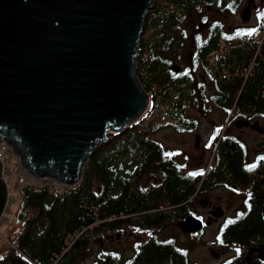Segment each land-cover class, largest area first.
Wrapping results in <instances>:
<instances>
[{
    "label": "trees",
    "instance_id": "16d2710c",
    "mask_svg": "<svg viewBox=\"0 0 264 264\" xmlns=\"http://www.w3.org/2000/svg\"><path fill=\"white\" fill-rule=\"evenodd\" d=\"M241 2L156 0L145 19L136 59V77L149 96L146 109L124 132L109 135L108 142L95 150L84 163L77 185L20 188L11 240L18 250L16 257L30 264H84L99 238L134 229L147 238L136 240L129 256L116 248H102L91 264H196L190 263L189 249L178 245L175 237L168 243L158 233L168 223L194 214L185 200L195 192L203 174L187 182L190 193L180 197V185L189 178L181 174L185 164L166 155L169 152L152 135L163 125L179 132L195 130L197 117L187 115L191 109L204 116L216 109L230 116L229 120L264 119V10L258 12L254 37L242 36L235 28L223 29L225 21L216 16L235 14ZM212 7L215 16L208 15ZM193 14L199 16V24L191 32L186 21ZM177 29L179 36L174 34ZM222 36L227 41L243 37L238 48L223 58L218 54ZM175 56L184 62L178 72L170 68ZM209 142L215 161L206 169L191 171L209 170L202 190L226 183L220 178L221 170L232 174L233 181H245L253 164L246 159L245 144L220 135V128ZM258 170L263 172L264 163ZM158 173L166 184L162 189L159 186L161 190L147 182ZM256 204L247 201L220 224L218 242L239 250L223 264H243L245 253L264 243L261 201ZM202 233L190 234L189 241ZM7 251H1L0 261L6 260ZM246 264L264 262L253 253Z\"/></svg>",
    "mask_w": 264,
    "mask_h": 264
},
{
    "label": "water",
    "instance_id": "95a60500",
    "mask_svg": "<svg viewBox=\"0 0 264 264\" xmlns=\"http://www.w3.org/2000/svg\"><path fill=\"white\" fill-rule=\"evenodd\" d=\"M155 2L0 0V138L32 177L77 184L95 150L146 109L136 59ZM253 3L248 0L241 20L250 19ZM251 126L262 133L257 121ZM1 168L0 162V215L7 199ZM222 214L216 208L209 218ZM177 226L189 234L204 222L190 215ZM254 251L264 262V243Z\"/></svg>",
    "mask_w": 264,
    "mask_h": 264
},
{
    "label": "rangeland",
    "instance_id": "374dc122",
    "mask_svg": "<svg viewBox=\"0 0 264 264\" xmlns=\"http://www.w3.org/2000/svg\"><path fill=\"white\" fill-rule=\"evenodd\" d=\"M245 2V0H244ZM257 7L252 16H250L249 23H253L257 21L259 10H264V0H255ZM208 15L215 16L216 12L214 8L207 9ZM218 14L216 15L222 20H225L229 24H241V19L239 14L235 12V14ZM199 16H195L194 14L189 17L186 21L188 24L186 27L188 30L193 32L195 26H198ZM189 31V32H190ZM175 36H179V29L175 30ZM174 50H176V45H173ZM179 50V49H178ZM172 65H176L179 67H183L184 62L177 56H175V61L172 62ZM171 65V66H172ZM201 72H197L196 75L198 78H201ZM207 84H209L207 82ZM149 102V101H148ZM144 112V111H143ZM188 116H196L198 123L195 126V130L190 132H179L176 131L174 126L172 125H163L157 131H155L152 135V138L161 143L163 147L169 152L174 153L175 159L180 162H184L185 166L193 168V170L206 169L209 165L215 161L214 156V148L210 144L209 139L214 135L217 128H220V135H230L239 138L242 142L245 143L248 160L255 155V153L264 151V131L262 133H257L253 130L246 129H238L235 127L234 122H230V116H225L221 111L214 109L210 114L204 116L198 113L197 110L191 109ZM260 126L264 125V119H257ZM197 138V143L195 140ZM198 145V147H197ZM199 147L202 149L205 148V151H199ZM0 156L3 159H7L10 161V152L8 151V147L6 143L0 138ZM127 162L128 158L125 159ZM158 175H154L156 177ZM146 180V178H145ZM151 180V179H148ZM17 182H20L19 174L10 175L9 187H14ZM78 184V183H77ZM202 198H206V200L211 201V203L218 204L220 209L223 212V216L219 218L217 221L209 223L203 229V233L198 236L197 239L193 238L189 241L190 234H184L181 232L179 227L177 226L178 219L173 224H167L165 227H162L159 231V239L167 240L169 238H176L178 245H183L189 249V261L190 263L196 264H223L224 261L229 258L235 256L236 249L234 246L220 244L217 240V230L222 222L225 221L226 217L233 216L235 211L240 208L241 205V196L238 192L226 190L224 187H219V185L212 186L211 188L203 191ZM13 195L15 200L12 204L9 205V208L5 209L3 215L0 219V254H4L1 251L8 250L7 254L9 256L14 257L15 259H19L14 255L15 250L12 249L13 245L10 244L13 239L14 233V218L15 211L18 203V192L13 191ZM11 199H13L12 195ZM189 208L194 212V215H201L204 220L208 215V211L203 207L202 203L198 202V196L193 198L189 203ZM169 207H164V209H168ZM119 234L118 237H116ZM131 235H135L132 238ZM112 236V237H111ZM131 237V238H130ZM142 238V239H141ZM147 238L146 233L137 232L134 229L121 230V232H117L115 234H107L104 238H99L101 240L99 243L94 242L92 244V248L89 250L88 254L84 258V264H91V262L95 259V254L99 249H111L116 248L120 251L125 257L129 256L131 253V249L133 248L135 241H142ZM10 250H9V249ZM213 251L215 254H218V258L214 259L210 251ZM247 253V252H246ZM245 256L250 255L246 254ZM21 259V258H20ZM23 260V259H21ZM25 264H30L28 261H24ZM0 264H16L5 261H0Z\"/></svg>",
    "mask_w": 264,
    "mask_h": 264
},
{
    "label": "flooded vegetation",
    "instance_id": "af4514ba",
    "mask_svg": "<svg viewBox=\"0 0 264 264\" xmlns=\"http://www.w3.org/2000/svg\"><path fill=\"white\" fill-rule=\"evenodd\" d=\"M247 2H248V0H245V2H244V0H242V2L240 3V5L237 7L236 14L238 13L239 14V17H240L241 11L247 5ZM256 7H257V4H256V2L254 0L253 5L250 6V16L253 15ZM223 15H226V14H223ZM249 21L250 20H248V21L241 20V22H242L241 24H232V25L229 24V23H227L225 21L226 24L223 26V29L231 30V29L235 28L238 31H240L241 35L243 36V35H246V33H249L250 30L255 29V31H256L257 21H255L253 23H249ZM249 35H251L252 37H254L255 36V32L252 33V34H249ZM242 36L239 39H236L234 41H227V39L224 38L223 36L220 37L218 39V54L223 58L225 55L229 54V52H230L231 49L238 48V45H240L242 43V41H243V37ZM249 41H251V39ZM173 72H178V71H173ZM238 120L239 119H235V120H231L230 122H234L235 123V127L238 128V129L253 130L251 124L254 121H256V120L241 119V120L248 121L249 125L248 126L237 127L236 124H237ZM260 127H262V129H263L262 132H263L264 131V125L263 126H260ZM253 131H255V130H253ZM229 136L230 135H228V137ZM230 137H233V138L237 139V141L242 142L239 138H237L235 136H230ZM197 147H198V145H197ZM199 151L204 152L205 151V148L202 149L201 147H199ZM236 152L237 151H235L233 153H236ZM214 156H215V153H214ZM260 157H264V151L263 152L261 151V152L255 153V155L252 156V158L250 159V161L253 163L252 165H255V167H252V170L249 172V175L247 177H245L246 178L245 181L244 180L241 181L239 179H238V182L237 181H233L234 180V177H233L232 174H230V173L227 174V173H225L224 170H221L220 171V178L221 179L224 178V180H225L226 183L219 184V187H224L226 190H229V191L238 192L239 195L241 196V200H240L241 201V205H240V208L242 207V205H244L245 201L253 202L254 205H257L256 203L258 201H261V213H262V208H263V205H264V170H263V172H261L258 169L259 168H262V163H264V160H260L259 159ZM184 167H185V169H183V173H181V174L182 175H187L189 178L185 181V185L184 184L180 185V193H179V195H181L180 197H184V196H188L189 195L190 191H189V188L187 189L186 186H188V183L193 182L194 177L196 176V175L195 176H189V173L191 171H193V168H190L188 166H184ZM209 173H210L209 170H207V171H205L203 173V176L200 179V182L198 184L197 189L195 190L194 193H192L185 200V203L188 204L193 198H196L198 196V202L199 203H202L203 207L207 209L208 215H207V217H206L205 220H204V218L201 215H196V214L195 215L198 218L203 219L204 223H212V222H215L214 219H210L209 218V215L216 208H220L218 206V204L211 203V201L206 200V198L204 199V198L200 197V196H203L202 193H203L204 190H202V185L205 182V180L208 178ZM212 178L214 179L213 176H212ZM161 181H162V175L160 173H158V176H156V177H154V178H152L150 180L151 183L155 184V186H156L155 189H160L159 186H161V189L162 188H165V185L166 184L165 183L162 184ZM147 182H149V180H147ZM229 182H231L232 185L229 186L228 185ZM249 183H251V185ZM168 184L169 185H171V184L174 185L175 183L174 182H169ZM238 210L235 211L234 215L238 212ZM262 215H263V213H262ZM226 218H228V217H226ZM263 218H264V216H263ZM180 220H183V219H180ZM191 234H197V233H191ZM131 236H132V238L135 237V235H131ZM5 255H8L7 258H6V260L8 262L16 263V264H25V262L23 260H21V259H15L12 256L10 257L9 254H5ZM248 261H249V256L245 257L243 259V262L242 263L243 264H246V263H248Z\"/></svg>",
    "mask_w": 264,
    "mask_h": 264
},
{
    "label": "built area",
    "instance_id": "2783aa9c",
    "mask_svg": "<svg viewBox=\"0 0 264 264\" xmlns=\"http://www.w3.org/2000/svg\"><path fill=\"white\" fill-rule=\"evenodd\" d=\"M12 157V156H11ZM13 161L12 162H8L6 160H1L2 162V178L6 181L9 180L10 178V175L12 174H19L20 178H21V181H22V184L23 185H32V186H40V185H47V186H50V187H59V188H66V187H69V186H65V185H62L54 180H48V179H31L29 177V175L26 173V171L24 169L21 168V166L19 165L18 161L15 159V158H11ZM15 189L17 190L18 187L16 186ZM11 193H12V190H8V201H11ZM13 197V196H12ZM1 220L0 219V223H1ZM54 264V263H53Z\"/></svg>",
    "mask_w": 264,
    "mask_h": 264
},
{
    "label": "snow or ice",
    "instance_id": "6c2138e0",
    "mask_svg": "<svg viewBox=\"0 0 264 264\" xmlns=\"http://www.w3.org/2000/svg\"><path fill=\"white\" fill-rule=\"evenodd\" d=\"M255 32V29H253V30H250V32L249 33H246V34H252V33H254ZM166 155H168V156H172V155H174V153H167ZM260 160H264V157H260L259 158ZM250 167H255V165H252V166H250ZM203 173L202 172H199V173H197V172H190L189 173V176H195V175H202ZM250 195V194H249ZM245 203H247V201H245ZM233 221H231V220H229L227 223H232ZM168 243H171V241H169ZM237 252H239V250H237ZM0 259H2V257H0ZM229 264H230V262H229Z\"/></svg>",
    "mask_w": 264,
    "mask_h": 264
},
{
    "label": "bare ground",
    "instance_id": "6f19581e",
    "mask_svg": "<svg viewBox=\"0 0 264 264\" xmlns=\"http://www.w3.org/2000/svg\"><path fill=\"white\" fill-rule=\"evenodd\" d=\"M251 5H253V4H251ZM12 204V203H11ZM4 213V212H3ZM1 218V217H0Z\"/></svg>",
    "mask_w": 264,
    "mask_h": 264
}]
</instances>
